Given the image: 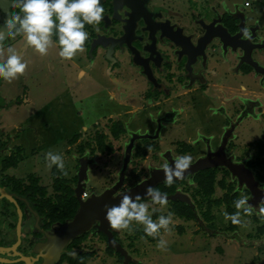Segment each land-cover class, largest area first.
<instances>
[{
  "label": "flooded vegetation",
  "instance_id": "flooded-vegetation-1",
  "mask_svg": "<svg viewBox=\"0 0 264 264\" xmlns=\"http://www.w3.org/2000/svg\"><path fill=\"white\" fill-rule=\"evenodd\" d=\"M9 1L11 0H2L0 4L1 9L4 8L6 11L5 14L0 10V26H3L5 20L11 15L20 14L19 10L11 6ZM244 1H247L248 5L245 6ZM109 2L110 0H101L104 14L109 13ZM234 3L239 4L237 9L243 16L237 15L236 17L231 14ZM151 5L163 6L169 13L175 12L183 16L181 19H173L171 16L169 18L171 22L176 21L175 23L181 27L175 37L177 36L180 43L183 41L185 47L180 49L170 40L158 39L154 34L150 52L147 49L150 40L146 38V32L140 30L142 22L137 20L135 37H138L139 41L134 40L132 44L141 54V59L146 60L150 79L142 72V66L131 62L129 51L123 44L113 48L112 62L104 59V51L98 47L89 51L90 41L95 33L105 31V34L112 36L120 35L122 22L114 19H109V24L105 28L101 27L102 22L96 26L86 24L85 31L88 32V39L85 42L84 51L79 52L72 60H62L59 57L56 35H53V46L49 49L56 53L52 58L36 53L33 48L26 45L21 35H16L14 38L7 37L3 40L4 58L7 57V48L12 47L22 56L28 67L23 75L11 83L0 78V264H48L53 258H49L45 251L44 243L47 237L53 235L57 228L68 221L75 212L60 220L61 206L54 201L60 191L55 192L52 189L56 180L51 176V170L57 169L55 166L48 171L49 179L46 177L47 166L41 165L40 159L36 160L39 162L37 166H11L7 163L21 153V156L28 155L25 148L27 142L23 141V137L29 132L33 133L36 138H41L38 135L36 123L31 118L35 116V107L27 109L19 119L16 115L18 111H22L23 105H31L35 101L30 89L34 87V81L38 80L39 86L46 84L41 89L44 92V99H39V102L44 101L43 105L49 104L48 109L59 114L62 113L63 107L69 106L73 112L70 117L74 125L77 124L78 118H87L89 112L81 113L79 105L85 103L87 107H92L95 102L94 91L93 87L83 90L79 86H83L84 81L87 85L97 81L96 73L99 71L97 63L105 64L102 75L106 76L107 80L105 84H101L103 86H100L103 92L106 90L109 92V89L113 88L119 103L125 107L137 108L131 113L130 108L125 109L123 111L125 118H120L122 126H125L123 133L126 135V140L122 145L123 150L132 132L149 133L153 136L145 138L149 140L151 146L146 143L137 149L139 153L148 151L149 156H152L156 162L146 164L151 167H148L147 173L140 180L146 178L151 169L161 168L170 160L173 163L176 157L182 155H191L192 162L206 155L209 161L212 160L208 167L185 174L183 179L175 180L171 186H168L165 180L152 186L162 194L177 193L185 196L183 200H167L169 208L177 219H192L196 227L202 231L205 230L204 228H207V232L214 230L213 224H209L204 218L208 203L205 196L201 194L200 186L195 179L199 173L206 174L204 172L207 170H211L213 174V184L215 180L217 182V180L228 177L229 181L225 185L231 186L230 194L233 201L230 206L242 196L248 198L253 212H258L259 207L264 205L263 202H252L255 196H250V190L245 182L239 183L238 175L227 167L243 166L242 171L255 182L257 190L264 192V179H254V171L250 170L252 167L264 177V171L260 172L254 167L264 166L262 163L264 146L256 151L259 158L255 157V159L259 160V163L248 165V161L242 158L238 161L242 163H234V156L238 157L237 153L249 134L256 133L255 137L264 136V0H243L242 3L235 0H151L147 6ZM123 11L124 8L118 10L121 19L124 18ZM240 17L241 31L247 28L251 37L247 40L251 47L248 49L249 58L246 61H240L242 50L239 49L238 43L246 39L243 31L242 35L238 33ZM212 19H216L213 23L216 27L211 29L220 32L222 39L212 37L200 54L191 56L189 46L194 45L203 34L204 23ZM143 44L145 50L148 51L142 49ZM252 44H261V47H252ZM36 72H39V77L35 75ZM53 89L55 93L50 94ZM143 108H147L148 111L143 113ZM48 109L45 107L44 112L47 113ZM9 111L16 114L14 117L10 116L9 121L11 122H5V114ZM134 113H138L136 120L141 122V125L149 121L152 127L148 124V126L129 128L128 124L135 117ZM107 118L109 127L113 119ZM84 122L88 123L87 120ZM83 127L87 129L86 124L79 125L73 131L75 133L65 140V145L69 147V154L75 156L76 166H78L77 159L80 156L90 159V163L94 161L91 157V149L82 146L79 141L78 133H81ZM44 138H41V143L45 140ZM72 138L74 140H71ZM61 143L62 140L57 141L55 145ZM79 146H81V151H79ZM35 156L41 157V152L33 153L29 157L35 159ZM221 160L224 163H220ZM132 166H137V164ZM119 169L108 187L116 181ZM57 170L55 176L59 177V180L62 177L65 178L64 185L73 191L76 170L73 174L75 175L74 182L73 176H63L59 169ZM129 174L130 172L126 173L125 169L121 190L133 185H128L124 181ZM216 175L218 178H215ZM62 186V183L58 181L57 187ZM88 194L86 191V196ZM208 198L210 199L209 196ZM143 200L151 199L143 198ZM143 200L138 202L142 203ZM170 201L174 202V205L177 202L178 205L181 204L184 207L170 205ZM54 204L58 208L52 214L49 208L51 209ZM209 207L211 209V206ZM179 209L183 212L187 209L190 216L186 218L184 214L180 215L177 213ZM94 230L92 224L87 231L69 239L60 249L53 264H77L79 253L91 252L92 249L85 248L87 243L84 244L83 241L88 242L93 238V234L96 233ZM115 233L118 234L117 230L112 229L113 237L117 241ZM214 233L225 235L220 230ZM79 236L80 239H78ZM235 236L238 237L237 233Z\"/></svg>",
  "mask_w": 264,
  "mask_h": 264
},
{
  "label": "rangeland",
  "instance_id": "rangeland-1",
  "mask_svg": "<svg viewBox=\"0 0 264 264\" xmlns=\"http://www.w3.org/2000/svg\"><path fill=\"white\" fill-rule=\"evenodd\" d=\"M235 1H240L242 3L243 0ZM96 65L97 67L101 66L99 63ZM101 70L102 69H99L96 73L97 81L95 80L94 84L88 83L87 85V82L84 81L83 86H79L83 90L93 87L95 102L92 107H87L85 103L79 105V111L83 114L89 112V116L84 119H81V117L78 118V122L75 125L72 123L70 117L73 112L69 106L67 108L63 107L62 113L56 114L53 110L52 112L48 109L49 104L43 105V103H45L44 101L39 102V99H44V92L41 91V89L44 88L46 84L39 86V83L34 81L32 96L35 101L31 105H23L22 111H18L16 118L19 119L22 117L30 107H35V116L31 118L36 123L39 137H45V140L41 143V138H36L31 132L23 137V141L27 142V147L25 148L28 155L21 156V153L16 156L14 159L16 163L15 166H37L39 162H36V160L39 159L40 162H42L41 165L46 166L45 153L52 151L63 156L65 169L68 172L67 176H73L77 167L76 160L74 158L75 156L69 154V147L67 148L65 145V140L75 133L73 131L76 130V127L86 124L87 129L83 127L81 133H78L79 141L82 146L88 149L94 147L93 137L96 133L101 132L105 134L104 141L112 145L113 152L108 154L94 151L91 153V157L94 161L87 165L88 175L85 181V190L89 194L93 192L98 193L112 183L121 165L122 145L126 140V135L125 133H121L117 138H112L109 134V119L107 117L109 116L113 121H119L123 124L120 120V118H125L123 111L130 108L131 113V111L137 108L125 107L123 104L119 103L118 100H116V91L113 90V88H111L112 90L109 89L112 97L107 90L103 92L100 86L106 83L107 77L102 75ZM54 93L55 89H53L50 94ZM54 101L56 100L54 99ZM45 107L49 110L47 113L44 112ZM147 111V108L142 109L143 113ZM139 112L140 111H138V113ZM15 114L16 113L13 111L7 112V114H5V122H11L9 121L10 116L14 117ZM137 114L134 113L135 117L131 120L130 124H128L129 128L133 129L135 127L148 126V124L152 127V123L149 121L141 125V122L136 120ZM138 119H140V116H138ZM83 120H87L88 123H82ZM92 122L94 123L88 127ZM123 129H125V126ZM255 136L256 133L252 135L249 134L240 148L241 150L237 153L238 157L234 156V163L240 161L241 158L244 160L246 159L248 165L259 163V160L256 161L255 159V157L259 158L258 152L256 151H259L264 146V136ZM59 137L61 138L59 139ZM60 140H62V143L60 145H55V143ZM148 141V139H139L135 141L126 168V173L127 171L130 172L129 175L138 172L142 178L143 175L147 173L148 167H151L146 166V164L156 163L152 156H149L148 151L144 153L137 152V149L143 144L148 143L147 145L151 146ZM41 147L46 150H43ZM40 149L42 150L40 151ZM37 152H41V157L35 156V159L34 157H29L31 154ZM7 163L12 162L7 161ZM262 163H264V161H262ZM133 164H137V166H132ZM11 166H13V164ZM238 167L243 169V166ZM254 167L260 172L264 171V166ZM250 170L254 171V179H264V177L258 174L259 172L257 173L252 167ZM48 171L49 168L46 167V177L50 179ZM215 178H218V175H216ZM218 181L219 180L216 182L215 180L213 184V192L209 195L210 199L220 197L225 191V188L221 187ZM228 181V177L224 178L223 184H227ZM142 203L149 205V213L154 221L158 220L161 215L167 216L170 212L172 213L168 206V202L166 206L153 204L151 200H143ZM169 203L173 206L184 207L181 204L178 205L177 202L175 205L174 202L170 201ZM231 207L233 211L229 212L224 202L218 205H211L210 214L212 218L211 220H207L209 224H213L215 227L211 232L198 229L192 219H177L172 213V223L169 225L170 231L166 232L164 229H161L159 236L156 238L147 236L144 233L143 225L136 224L135 222L131 225L133 229L131 233L128 230L117 231L118 234L115 233V238L121 243L127 254L130 255L131 261L129 264H264V218L257 215L258 212H253L251 216H245L243 212H241L242 221H250L249 227L245 228L240 225H234L230 220L225 221L223 215L224 212L234 214L237 211L234 204H232ZM153 209H156V211H153ZM179 227H181V230H179ZM261 227L262 229L260 231ZM216 230H220L222 233L224 232L225 235L214 233ZM236 233L238 237L235 236ZM161 237L167 242V250H160L157 248V244ZM83 243H87L85 248H91V252L93 253V255L86 260L85 264H121V260H119V257L114 254V252L105 249V239L101 235L95 233L93 234V238L89 239L88 242L84 240Z\"/></svg>",
  "mask_w": 264,
  "mask_h": 264
},
{
  "label": "water",
  "instance_id": "water-1",
  "mask_svg": "<svg viewBox=\"0 0 264 264\" xmlns=\"http://www.w3.org/2000/svg\"><path fill=\"white\" fill-rule=\"evenodd\" d=\"M150 1L151 0H110L109 13L104 14V17L101 21V27L105 28L109 24V19H114L122 22V26H120L121 33L118 36L105 34V31L103 33H95L94 37L90 41L89 51L94 47H98L104 51V59L109 62H112L113 57L111 53L113 51V48L115 46H120L123 44L129 51V54L131 56V62L135 65L142 66V72L150 79V74L146 67V60L141 59V54L137 51V48L132 44V41L134 40L139 41V38L135 37V22L137 20H140L142 22V27L140 28V30L145 31L147 35L146 38L150 40L149 46L147 47L150 52L152 41L154 40V34L158 39L166 38L167 40H170L175 46L180 47V49L185 47L183 41L180 43V41L177 40V36L175 37L176 33L181 27L175 23V20H173L175 22H171V19L169 18V16H171L173 19H181L183 16L178 15L175 12L169 13L167 11V8L160 5L147 6V3ZM9 2L12 6V0ZM1 3L2 0H0V4ZM238 5L239 4L236 3L232 4L233 12L231 14L236 17L237 15H242V13L239 12L237 9ZM1 7L2 6H0V10L4 11L6 14L4 8L1 9ZM14 8L18 9L20 13V9L18 7ZM121 8H124V11L122 12V16L124 18L122 19L120 18L118 13V10H120ZM239 19L240 22L238 24V33H241L242 35V31L239 26L242 22L241 17ZM215 21L216 19H212L211 21L204 23L203 34L200 38L197 39V41H195L194 45L191 44V46H189L191 56L200 54L207 42L210 41L212 37H220V32H216L214 29H211L216 27L215 25H213ZM247 40H249V38L239 41L238 43L240 45L239 49L242 50V56L240 57V61H246L249 58L248 49L251 46L248 44ZM255 46L261 47V44H252V47ZM142 49L144 51H148L145 50L146 48L144 44L142 46ZM187 61H189V59H187ZM187 61L186 63H188ZM151 137L153 136L149 133L132 132L124 146L121 167L118 171L116 181L110 187L103 189L99 193L93 192L84 198L80 197V193L85 190L87 165L88 163H90V159L84 156L78 157V166L75 173L76 182L73 187V195L78 205L73 216L68 221L62 223L53 235L47 237V240L44 243V247L46 249L45 251L47 252V256L49 258H53L48 262V264L54 263L55 259L59 255L60 249L69 239H72L77 235H80L83 232L87 231L92 224L96 233L101 232L104 235L107 247H109L113 252H117L122 257L121 264L130 263V255H128L122 245L114 239L112 229L109 227V223L105 219V206L119 204L120 197L122 194H128L132 196L133 199H135L136 196L151 199L146 194V190L149 187H152L155 183L165 180L163 167L153 168L149 171V175L146 178L121 190L124 171L126 169L127 163L129 162V157L134 140ZM211 161L208 160V155L202 158H198L194 162H192L190 169L185 174H191L197 171L198 169L208 167ZM171 163V160L168 161L169 165H171ZM220 163H224V161L221 160ZM227 167L228 169L230 168L233 173H236L238 175L239 183L245 182L246 186L250 190V196H255L252 199L253 203L258 201L264 203V192L257 190L255 182L252 181L251 177L247 173L243 172L242 169H240L238 166ZM242 173H244L243 176ZM184 198V195H178L177 193L167 195V200H183ZM198 221L200 220L198 219ZM204 229L207 231V228Z\"/></svg>",
  "mask_w": 264,
  "mask_h": 264
},
{
  "label": "clouds",
  "instance_id": "clouds-1",
  "mask_svg": "<svg viewBox=\"0 0 264 264\" xmlns=\"http://www.w3.org/2000/svg\"><path fill=\"white\" fill-rule=\"evenodd\" d=\"M12 6L18 7L20 14L11 15L3 26H0V78L9 83L23 75L28 65L12 47L7 48V57L4 58L2 42L5 38L21 35L28 47L33 48L39 55L46 56L53 46L52 37L56 35L59 57L62 60H72L79 52L84 51L88 39L85 25H99L104 17L101 0H12ZM242 31L245 38H251L247 28ZM45 160L49 169L55 166L63 176L68 175L64 158L59 153L48 151L45 153ZM191 165V155L176 157L171 165L164 164L165 183L171 186L175 180L183 179ZM146 194L153 204L167 205V195L159 190L149 187ZM140 199V196L133 199L128 194H122L119 204L106 205L105 219L109 227L117 231L128 230L131 233V225L135 222L143 225L144 233L153 238L159 236L161 229L170 231L172 213L161 215L154 221L149 213V205L139 203ZM234 206L237 210L234 214L223 213L225 221L230 220L234 225L249 227L250 221L241 219V212L245 216L253 214V207L248 203V198L242 196L234 201ZM257 215L264 218V206L259 207ZM166 246L167 242L161 237L157 248L167 250Z\"/></svg>",
  "mask_w": 264,
  "mask_h": 264
},
{
  "label": "trees",
  "instance_id": "trees-1",
  "mask_svg": "<svg viewBox=\"0 0 264 264\" xmlns=\"http://www.w3.org/2000/svg\"><path fill=\"white\" fill-rule=\"evenodd\" d=\"M124 129L122 124L119 121H113L110 123L109 125V134L111 135L112 138H117L119 134L123 133ZM94 147L91 148L90 152L93 153V151H97L98 153H111L113 151V147L110 143L105 142L104 138H105V134L98 132L94 135ZM71 140H74V138H72ZM148 147V146H146ZM79 151H81V146H79ZM144 152V151H142ZM12 163H10L11 165H15V160L11 161ZM58 172L57 169L53 168L51 170V175L53 177V179L56 180V183L54 186H52V189L56 192V191H60V194L56 195V199L54 200L55 202H58V204L61 206V214H60V220L64 219L65 217H69L73 214V212L76 209L77 206V201L75 199V197L73 196V191L72 189L69 187L67 188V186L64 185V182L66 181L65 178H61V180H59V177L55 176L56 173ZM206 174L199 173L198 176H195V179H197V182L200 186V190H201V194H203L205 196V198L207 199V203H208V207H206L205 211H204V218L206 220H211L212 216L210 214V207L211 205H218L219 203L224 202L225 207L227 208V210L229 212H232V208L230 206V204L232 203L233 199H232V195L230 194V190H231V186L230 185H224L223 184V180H219V185L221 187L225 188L224 193L222 194L221 197L218 198H213V199H209L208 196L213 192V174L211 172V170H207V172H204ZM140 174L138 172H136L135 174L129 175L126 179H124V181L128 184H135L137 181L140 180ZM73 181H75V175L72 178ZM60 181V184L62 183V187L58 188L57 187V182ZM140 200H143V198H141ZM53 202V203H55ZM58 207L54 204L52 205L51 209L49 208V210L51 211V213L53 214L55 212V210ZM178 210V209H177ZM180 215H185L186 218L189 217L190 215L188 214L189 211H187V209L183 212L182 210L179 209V211L177 212ZM262 227L260 228L261 231ZM96 234L101 235L104 239V235L101 232H97ZM81 237L79 236L78 239H80ZM106 250H109L110 252H113L109 247H105ZM92 252H83V253H79L78 258H77V264H84L85 260L88 259L91 256ZM114 254H116L119 257V260L122 259V257L117 253L114 252ZM72 264V263H71ZM74 264V263H73ZM76 264V263H75Z\"/></svg>",
  "mask_w": 264,
  "mask_h": 264
},
{
  "label": "crops",
  "instance_id": "crops-1",
  "mask_svg": "<svg viewBox=\"0 0 264 264\" xmlns=\"http://www.w3.org/2000/svg\"><path fill=\"white\" fill-rule=\"evenodd\" d=\"M55 55H56V53H53L52 50H51V51H50V50L48 51V56H50V58H52V57L55 56ZM48 65L50 66L51 64H48ZM104 65H105L104 63H101V66H99L98 68L103 70ZM102 70H101V71H102ZM35 75H36L37 77H39V72H36ZM40 81H41V80H40ZM36 82H38V80H36ZM38 83H39V82H38ZM30 93L32 94V87H31V89H30ZM108 93H110V96H111V92H108ZM110 96H109V97H110ZM111 97H112V96H111ZM110 99H112V98H110ZM118 102H119V101H118ZM133 109H134V108H133ZM108 117H109V116H108ZM82 123H84V120L82 121Z\"/></svg>",
  "mask_w": 264,
  "mask_h": 264
},
{
  "label": "built area",
  "instance_id": "built-area-1",
  "mask_svg": "<svg viewBox=\"0 0 264 264\" xmlns=\"http://www.w3.org/2000/svg\"><path fill=\"white\" fill-rule=\"evenodd\" d=\"M244 5H245V6L248 5V2H247V1H244ZM80 197H81V198L86 197V191H85V190L82 191V192L80 193Z\"/></svg>",
  "mask_w": 264,
  "mask_h": 264
}]
</instances>
